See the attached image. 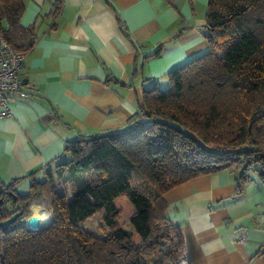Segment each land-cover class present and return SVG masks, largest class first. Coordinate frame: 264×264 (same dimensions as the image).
<instances>
[{
	"label": "trees",
	"instance_id": "16d2710c",
	"mask_svg": "<svg viewBox=\"0 0 264 264\" xmlns=\"http://www.w3.org/2000/svg\"><path fill=\"white\" fill-rule=\"evenodd\" d=\"M24 9L0 0V34L27 53L38 35L21 24ZM204 35L209 51L173 70L169 88L144 90L135 125L68 142L71 158L27 193L20 178L0 181V264H189L164 195L226 169L243 190L252 167L264 170V0H209ZM35 202L50 216L37 229L27 226ZM101 211L105 234L82 227Z\"/></svg>",
	"mask_w": 264,
	"mask_h": 264
},
{
	"label": "crops",
	"instance_id": "0c3cea01",
	"mask_svg": "<svg viewBox=\"0 0 264 264\" xmlns=\"http://www.w3.org/2000/svg\"><path fill=\"white\" fill-rule=\"evenodd\" d=\"M208 2L62 0L55 15V0H25L21 24L35 25L38 39L21 76L34 88L0 117V181L20 178L16 189L27 193L32 180L71 158L68 142L135 125L144 90L169 88L173 70L209 51ZM238 185V173L226 169L164 195L189 264H264L262 166Z\"/></svg>",
	"mask_w": 264,
	"mask_h": 264
},
{
	"label": "built area",
	"instance_id": "2783aa9c",
	"mask_svg": "<svg viewBox=\"0 0 264 264\" xmlns=\"http://www.w3.org/2000/svg\"><path fill=\"white\" fill-rule=\"evenodd\" d=\"M26 56V52L17 51L6 37L0 34V117L12 114L13 99H27L32 95L33 85L21 76ZM140 114L144 117L146 111L141 110ZM246 239V234H242L239 241L244 242Z\"/></svg>",
	"mask_w": 264,
	"mask_h": 264
},
{
	"label": "rangeland",
	"instance_id": "374dc122",
	"mask_svg": "<svg viewBox=\"0 0 264 264\" xmlns=\"http://www.w3.org/2000/svg\"><path fill=\"white\" fill-rule=\"evenodd\" d=\"M218 54L221 56L222 53L218 52ZM163 90H166L168 87H162ZM30 186V185H29ZM30 187L27 188V186L24 187V190H28ZM31 214H35L42 219V213H45L48 218H50L49 214L44 211V207L42 203L35 202L34 204L31 205L30 207ZM38 211V212H37ZM130 213L129 211H125L121 217H120V222L124 224H129V218H130ZM30 214V215H31ZM29 215V216H30ZM44 219V218H43ZM44 226V225H42ZM129 226V225H128ZM82 227L90 232H93L95 234H105L108 231V227L105 225L103 221V212H99L96 215H94L92 218L88 219L86 222L82 224ZM131 227V226H129Z\"/></svg>",
	"mask_w": 264,
	"mask_h": 264
},
{
	"label": "water",
	"instance_id": "95a60500",
	"mask_svg": "<svg viewBox=\"0 0 264 264\" xmlns=\"http://www.w3.org/2000/svg\"><path fill=\"white\" fill-rule=\"evenodd\" d=\"M0 201H2V199H0ZM20 214H21V211L13 213L9 218H7L4 221H2V225L3 226H7V225L13 223ZM27 226H29L30 228H33V229H37V228L42 227V225H40L39 217L34 215V214H31L28 217Z\"/></svg>",
	"mask_w": 264,
	"mask_h": 264
},
{
	"label": "bare ground",
	"instance_id": "6f19581e",
	"mask_svg": "<svg viewBox=\"0 0 264 264\" xmlns=\"http://www.w3.org/2000/svg\"><path fill=\"white\" fill-rule=\"evenodd\" d=\"M38 212V211H37ZM34 215H36V213L34 214ZM37 216V215H36ZM40 219V218H39ZM45 219V218H44ZM43 222H45V221H43V217H42V219H40V224L41 223H43Z\"/></svg>",
	"mask_w": 264,
	"mask_h": 264
}]
</instances>
